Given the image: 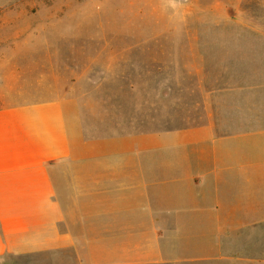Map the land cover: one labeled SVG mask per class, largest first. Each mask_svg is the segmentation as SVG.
Returning <instances> with one entry per match:
<instances>
[{
    "label": "crops",
    "instance_id": "1",
    "mask_svg": "<svg viewBox=\"0 0 264 264\" xmlns=\"http://www.w3.org/2000/svg\"><path fill=\"white\" fill-rule=\"evenodd\" d=\"M171 37L98 81L0 52V259L264 264V29Z\"/></svg>",
    "mask_w": 264,
    "mask_h": 264
},
{
    "label": "rangeland",
    "instance_id": "2",
    "mask_svg": "<svg viewBox=\"0 0 264 264\" xmlns=\"http://www.w3.org/2000/svg\"><path fill=\"white\" fill-rule=\"evenodd\" d=\"M211 28L264 29V0H0V52L18 46L27 63L73 67L75 76L95 81L145 74L150 46L173 44L179 38L171 34L182 29ZM120 87L82 82L77 88L97 94Z\"/></svg>",
    "mask_w": 264,
    "mask_h": 264
}]
</instances>
